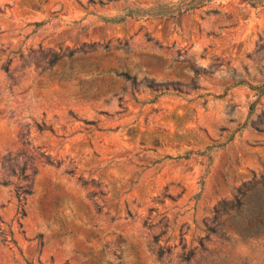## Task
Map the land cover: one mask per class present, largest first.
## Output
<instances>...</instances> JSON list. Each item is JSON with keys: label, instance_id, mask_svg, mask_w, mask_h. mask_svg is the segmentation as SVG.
<instances>
[{"label": "rangeland", "instance_id": "rangeland-1", "mask_svg": "<svg viewBox=\"0 0 264 264\" xmlns=\"http://www.w3.org/2000/svg\"><path fill=\"white\" fill-rule=\"evenodd\" d=\"M179 1L0 0V264H264V3Z\"/></svg>", "mask_w": 264, "mask_h": 264}, {"label": "trees", "instance_id": "trees-1", "mask_svg": "<svg viewBox=\"0 0 264 264\" xmlns=\"http://www.w3.org/2000/svg\"><path fill=\"white\" fill-rule=\"evenodd\" d=\"M209 0L201 1V0H181L178 3H171L166 5H157L155 7H152L150 9H136V10H130L127 11L124 16H122L119 19H112L111 21L113 23H119L124 22L128 18H143L145 16L149 17H170L173 14H180L189 12L191 10L200 8L205 3H207ZM258 3H264V0H259ZM236 200H234L235 202ZM237 204H242L241 201H238ZM239 232L244 237L249 238H256L260 235H264V221H245V224L243 227L239 230ZM201 248L206 249L205 244L202 242L200 244ZM196 249H190V257L186 261H191L195 254Z\"/></svg>", "mask_w": 264, "mask_h": 264}]
</instances>
